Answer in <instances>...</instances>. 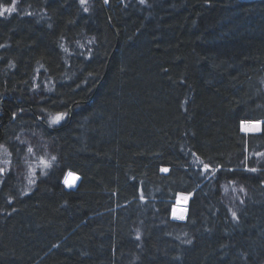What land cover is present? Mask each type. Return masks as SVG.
Instances as JSON below:
<instances>
[{
    "label": "trees",
    "instance_id": "trees-1",
    "mask_svg": "<svg viewBox=\"0 0 264 264\" xmlns=\"http://www.w3.org/2000/svg\"><path fill=\"white\" fill-rule=\"evenodd\" d=\"M1 7L0 264H264V0Z\"/></svg>",
    "mask_w": 264,
    "mask_h": 264
},
{
    "label": "rangeland",
    "instance_id": "rangeland-1",
    "mask_svg": "<svg viewBox=\"0 0 264 264\" xmlns=\"http://www.w3.org/2000/svg\"><path fill=\"white\" fill-rule=\"evenodd\" d=\"M87 1V0H86ZM3 8V7H1ZM4 9V8H3ZM56 117V115L54 116V118ZM53 118V120H54ZM261 123H262V120H247V121H244L242 124H241V129L243 131H245L244 129L246 127H251L253 125H257L259 127V131L261 130ZM246 132V131H245ZM248 132V131H247ZM254 132H257V131H254ZM71 173V175H69V173ZM66 173H68V178H65L66 175L63 176L62 178V182L64 183L65 186L67 187H72V188H75L76 184L78 183V180H79V176L73 172H70L68 171ZM65 173V174H66ZM72 175H73V178H72ZM75 176H77L78 178L75 180V184L74 185H71V186H68L70 184H72V181L73 179H75ZM71 177V178H70ZM65 181L69 182V183H65ZM190 196V194H179L177 196V200H176V204L174 205L173 209H172V216L175 217V218H181V217H184L185 213H186V207H185V203L188 199V197Z\"/></svg>",
    "mask_w": 264,
    "mask_h": 264
},
{
    "label": "snow or ice",
    "instance_id": "snow-or-ice-1",
    "mask_svg": "<svg viewBox=\"0 0 264 264\" xmlns=\"http://www.w3.org/2000/svg\"><path fill=\"white\" fill-rule=\"evenodd\" d=\"M85 2H86V0H81V3H82V4H84ZM106 2H107V0H106ZM141 2L143 3L144 0H141ZM4 11H7V12L11 13V12L15 11V8H14V7H8V8H6V9L0 8V15H3V14H4ZM85 11H87V9H85ZM62 118H63V114L57 115V116L54 118V121H55V122H58V121L61 120ZM244 130H245V131H248V132L259 131V127H258L257 125H253V126H251V127H246ZM205 167L207 168L208 166L205 165ZM163 171H167V169H163ZM69 175H71V173H70ZM77 178H78V177H77ZM65 183H68V182L65 181ZM69 186H71V185H69ZM233 216H235V213H233ZM181 218H183V217H181Z\"/></svg>",
    "mask_w": 264,
    "mask_h": 264
},
{
    "label": "bare ground",
    "instance_id": "bare-ground-1",
    "mask_svg": "<svg viewBox=\"0 0 264 264\" xmlns=\"http://www.w3.org/2000/svg\"><path fill=\"white\" fill-rule=\"evenodd\" d=\"M69 173V172H68ZM68 173H66L65 175H66V177L65 178H68ZM70 174V173H69ZM71 178V177H70ZM72 178H73V175H72ZM77 179V176H75V179H73V181H72V184H70V185H74L75 184V180ZM69 183V182H68ZM69 186V185H68Z\"/></svg>",
    "mask_w": 264,
    "mask_h": 264
},
{
    "label": "water",
    "instance_id": "water-1",
    "mask_svg": "<svg viewBox=\"0 0 264 264\" xmlns=\"http://www.w3.org/2000/svg\"><path fill=\"white\" fill-rule=\"evenodd\" d=\"M164 169H166V168H164Z\"/></svg>",
    "mask_w": 264,
    "mask_h": 264
}]
</instances>
